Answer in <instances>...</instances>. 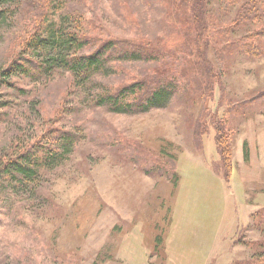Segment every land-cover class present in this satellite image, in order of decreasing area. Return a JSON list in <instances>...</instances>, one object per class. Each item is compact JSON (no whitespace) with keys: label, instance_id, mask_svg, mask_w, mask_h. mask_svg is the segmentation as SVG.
I'll return each instance as SVG.
<instances>
[{"label":"rangeland","instance_id":"374dc122","mask_svg":"<svg viewBox=\"0 0 264 264\" xmlns=\"http://www.w3.org/2000/svg\"><path fill=\"white\" fill-rule=\"evenodd\" d=\"M15 1L14 21L0 22V68L36 26L68 15L70 28L90 36L82 54L101 39L152 43L171 32L162 0ZM207 2L208 98L193 81L164 107L96 104L105 88L151 76L155 61L143 58L106 59L83 88L56 71L0 84V162L48 129L73 135L69 152L26 189L0 185V264H264V171L254 170L264 159V0ZM174 58L161 59L183 71ZM213 124L232 143L231 161Z\"/></svg>","mask_w":264,"mask_h":264},{"label":"trees","instance_id":"16d2710c","mask_svg":"<svg viewBox=\"0 0 264 264\" xmlns=\"http://www.w3.org/2000/svg\"><path fill=\"white\" fill-rule=\"evenodd\" d=\"M162 1L166 9L163 20L171 27L170 33L161 31L160 40L152 43L136 38L101 39L93 43L96 47L88 54H82V51L87 45L91 46L90 36L81 35L80 30L75 31L68 26L73 16L68 15L71 19L61 18L59 24L43 21L26 37L22 43L23 48L9 64L5 68H0V84L14 88L12 80L15 77L23 75L29 78L43 74L52 76L56 71L67 73L75 89L83 88L93 75L105 68L102 66L106 59L119 61L143 58L145 61H155V69L151 76L136 77L137 79L117 88H105L102 93L97 94L96 104L109 105L112 111L119 113L130 112L133 109L146 111L164 107L178 88L183 87L188 91L193 81L202 82L200 87L205 84V92L201 93L204 99L208 98L214 74L207 58L210 47V39L206 36L209 30L208 0ZM250 1L249 5L259 0ZM15 2L17 1L0 0V22L6 21L8 15L14 21L19 10V7H13ZM248 4L243 5V8L248 10ZM260 32L264 34V28ZM253 37L257 38L258 35H252L250 38ZM159 42H162L161 47ZM237 42L234 40L236 45ZM234 43L231 42V46ZM170 54L173 58L182 57L183 71L180 72L171 62L163 60L169 58ZM4 106L5 103L0 101V107ZM213 125L217 132L216 144L220 154L224 157V151H229L231 161L232 143L224 140L222 129ZM46 136V139L40 137L31 143L22 144L7 161L0 162V185L12 181L14 185L12 191L26 189L39 178L42 168L47 164L49 168L54 167L57 161L63 158V154L68 153L69 148L73 146V135L68 130L48 129ZM245 147L246 145L243 151ZM159 244L160 239L157 237L156 249Z\"/></svg>","mask_w":264,"mask_h":264},{"label":"crops","instance_id":"0c3cea01","mask_svg":"<svg viewBox=\"0 0 264 264\" xmlns=\"http://www.w3.org/2000/svg\"><path fill=\"white\" fill-rule=\"evenodd\" d=\"M239 144H240V148L242 149V143L241 142H238ZM261 147V144H256L254 147H257V148H260ZM241 149H236L237 150V152L235 151L234 153H233V156L235 157V158H237V161H235L236 163H244L245 161L243 160V157H241L240 156V154L242 153V151H241ZM250 149H251V146H250ZM261 149V148H260ZM251 153V152H250ZM260 155H261V153L259 154V156L257 155L256 157V160H255V165H254V167H255V171H259V172H261V174H262V170L264 171V159H263V161L262 160H260ZM249 162V161H248ZM250 162L252 163V160H251V158H250ZM251 163H249V164H251ZM234 172V171H233ZM235 173H236V171H235ZM243 174V173H242ZM249 176V175H248ZM250 177V176H249ZM253 179H256V180H259V181H261L260 179H258L257 178V175L256 174H254L253 175ZM248 180H249V178H247Z\"/></svg>","mask_w":264,"mask_h":264}]
</instances>
